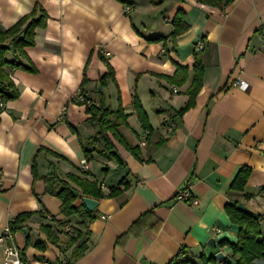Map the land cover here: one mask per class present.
I'll list each match as a JSON object with an SVG mask.
<instances>
[{
	"label": "crops",
	"instance_id": "crops-1",
	"mask_svg": "<svg viewBox=\"0 0 264 264\" xmlns=\"http://www.w3.org/2000/svg\"><path fill=\"white\" fill-rule=\"evenodd\" d=\"M127 1L132 3L0 0L1 29L36 6L47 15L43 27L35 28L34 44L24 48L27 58H17L35 72L6 68L19 95L0 111V233L17 214L31 212L25 231H14L12 238L26 264H170L177 254L196 264L224 259L234 264L230 244L237 242L240 226L233 208L241 202L264 216V0H233L224 8L197 0ZM177 11L188 27L174 36ZM199 38L201 86L193 106L178 113L188 99ZM5 56L15 58L11 50ZM177 65L185 71L177 74ZM239 80L247 87L233 85ZM100 90L112 110L122 106L126 123L120 130L137 145L138 156L112 139L122 166L112 156L93 153L83 171L78 137L88 138L95 127L86 121L77 92L96 99ZM134 97L150 134L137 117ZM242 167L247 176L240 190L233 181ZM50 174L96 180L103 192L121 179L127 185L96 198L89 235L71 243L70 228L82 229L79 222L87 218L61 212L59 198L46 190ZM185 187L195 204L177 198ZM139 217L141 226L131 229ZM44 225L57 241L49 239ZM211 237L214 247L206 243ZM85 238V251L72 259L73 248ZM218 250L225 255L221 261L213 257ZM209 257L214 259L202 262ZM254 264H264V258Z\"/></svg>",
	"mask_w": 264,
	"mask_h": 264
},
{
	"label": "trees",
	"instance_id": "trees-1",
	"mask_svg": "<svg viewBox=\"0 0 264 264\" xmlns=\"http://www.w3.org/2000/svg\"><path fill=\"white\" fill-rule=\"evenodd\" d=\"M124 4H129L127 0H118ZM153 3H157L156 0H150ZM224 8L228 3L233 0H197ZM182 11L177 13L172 18L173 31L172 35H177L187 29L188 25L184 21ZM47 18L46 13L40 6H36L32 12L22 16L14 24L8 28H0V111L2 110L3 103L8 100H12L18 97L19 90L14 84L13 80L9 76L7 67H18L29 72H35V67L32 64L24 65L17 60L19 56L26 57V46L34 44V31L36 27H43ZM159 40V38H155ZM11 50L15 58L9 60L6 58V53ZM200 50L194 49V62L192 65V81L187 88L188 99L185 105L179 109L178 113L183 112L185 109L193 106L194 97L201 86L202 65L200 59ZM185 66L177 65L176 73L184 72ZM111 68L109 71L101 76V84L104 83V78L111 75ZM83 77L82 82L85 81ZM80 92V91H79ZM81 93V92H80ZM82 94V93H81ZM80 104H84V111L88 115L86 121L93 127L95 131L83 139L78 137L79 144L81 146L84 157L87 161L93 158V153L100 156H112L117 161L118 166H122L124 163L121 157L118 155L112 139H115L122 143L127 149L138 156L136 151L137 145H132L125 139L120 130L121 125L126 123V114L123 112L122 106H118L116 110H112L107 101V96L100 90L96 99L84 98L79 101ZM133 106L137 117L143 128L148 130V133L152 131L150 127L145 111L143 110L137 97L133 98ZM86 171V170H83ZM33 173L36 175V170L33 168ZM244 174V175H242ZM246 168L242 167L233 181V186L238 189H243L246 180ZM46 190L56 195L61 201V212L63 213H78L79 217H86V221L79 222V228H70L69 241L71 243L77 241L82 234L89 235L88 223L94 218L95 208L89 210L83 203L74 205V200L80 198L81 195L92 196L94 198H102L113 196L120 190L121 187H125L127 184L124 179L119 181V186H111L107 192H103L96 180L79 177L74 174H66L64 178L57 176L56 174H50L45 177ZM79 187L81 194L73 193V189ZM249 196V194H247ZM31 215V212H21L17 214L14 219L9 222V228L12 232L22 229L25 225L26 219ZM147 215L146 213L143 215ZM149 215V214H148ZM142 216V217H143ZM233 220L240 226L238 231V239L231 246V257L234 259V264H254V260L258 258H264V239H260V218L261 215H256L248 210H240L235 206L232 210ZM139 217L133 222L131 229L141 226L143 218ZM45 230L48 237L52 241H57L58 238H54V233L49 230L47 225L41 226ZM123 234L118 237L117 241H120ZM87 239L80 241L72 250V259L78 258L83 254L87 247ZM220 244H224L225 240L219 241ZM35 245L42 247L43 242L37 241ZM21 259L23 264H26L23 251L20 250ZM213 257L202 258V262H208L213 260ZM67 264L72 261L65 260ZM170 264H196L188 258H179V254L176 255ZM221 264H230L227 259H224Z\"/></svg>",
	"mask_w": 264,
	"mask_h": 264
},
{
	"label": "built area",
	"instance_id": "built-area-1",
	"mask_svg": "<svg viewBox=\"0 0 264 264\" xmlns=\"http://www.w3.org/2000/svg\"><path fill=\"white\" fill-rule=\"evenodd\" d=\"M204 46V42L201 38H199L194 45L195 50H200ZM107 53V51L105 52ZM234 86H238L240 88H246L247 82L245 80H239L233 83ZM77 97L79 100H83L84 97L80 92H77ZM65 107H63V110ZM174 125V122L171 120L168 123L169 129H171ZM144 142H141L143 144ZM79 167L82 170L88 169V161L86 158H82L79 161ZM177 198L187 200L191 204L196 203V199L191 198L188 188L185 187L178 191ZM65 230H69V227H64ZM13 232L10 230L9 226L6 225L3 227L2 232L0 233V244L2 245L3 250V264H23V260L21 259L20 249L19 247L12 241ZM60 264H67L65 261L60 262Z\"/></svg>",
	"mask_w": 264,
	"mask_h": 264
},
{
	"label": "water",
	"instance_id": "water-1",
	"mask_svg": "<svg viewBox=\"0 0 264 264\" xmlns=\"http://www.w3.org/2000/svg\"><path fill=\"white\" fill-rule=\"evenodd\" d=\"M97 88L98 89L100 88V84L97 85ZM72 191H73L74 194L77 193V190H75V189H73ZM80 199H81L82 203L84 204V206L87 209H90V210L93 209L97 205V203H98V200L96 198L92 197V196L81 195ZM237 208L240 209V210H244V211L247 210V208L245 207V205L243 203H241V202H239L237 204ZM263 218H264V216H262L261 219H263ZM25 229L26 228L23 227V231H25ZM206 243H207V245L209 247H214V245H215V239L211 237V238H209L207 240ZM213 257L216 260L221 261V260H223L225 258V255H224V253L221 250H218V251H216L213 254Z\"/></svg>",
	"mask_w": 264,
	"mask_h": 264
}]
</instances>
